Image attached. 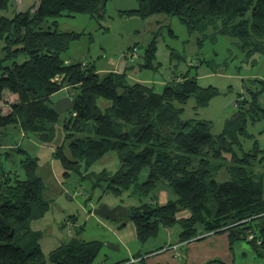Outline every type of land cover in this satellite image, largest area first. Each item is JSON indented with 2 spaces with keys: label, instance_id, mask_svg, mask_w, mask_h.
Returning a JSON list of instances; mask_svg holds the SVG:
<instances>
[{
  "label": "trees",
  "instance_id": "16d2710c",
  "mask_svg": "<svg viewBox=\"0 0 264 264\" xmlns=\"http://www.w3.org/2000/svg\"><path fill=\"white\" fill-rule=\"evenodd\" d=\"M29 10L6 17L11 0H0V146L8 128L48 141L57 126L68 141L54 151L64 175L76 174L114 196L127 193L139 200L123 221L132 223L137 241L155 238L160 228L178 226V243L227 233L231 243L246 240L264 254V151L249 139L248 122L264 121V79H254L235 101V114L218 135L209 122L182 119V105L194 100V111L208 105L214 87H200L189 74L172 77L161 92L140 82L130 83L126 67L120 73L99 74L94 63L62 59L71 42L82 33L57 30L58 17L87 14L101 17L108 0H36ZM124 11L146 18L176 16L189 33L212 30L237 39L241 48L264 53V0H136ZM128 61L142 59V67L157 68L155 46L143 55L128 49ZM139 67V66H138ZM140 68V69H141ZM64 90L73 104L63 114L54 110V95ZM8 98V99H7ZM105 101L104 107L98 101ZM20 161L23 176L0 174V261L2 264H45L38 234L31 221L49 208L44 184L34 174L35 163ZM9 150L4 155L9 160ZM115 153L114 173L88 170L104 155ZM224 167L228 178L216 180ZM159 186L175 199L155 202ZM187 211L188 215L177 217ZM13 230V235L10 236ZM101 247L97 241L71 240L50 253L52 264H93Z\"/></svg>",
  "mask_w": 264,
  "mask_h": 264
},
{
  "label": "rangeland",
  "instance_id": "374dc122",
  "mask_svg": "<svg viewBox=\"0 0 264 264\" xmlns=\"http://www.w3.org/2000/svg\"><path fill=\"white\" fill-rule=\"evenodd\" d=\"M36 3V0H11L8 10L2 14L10 17L14 12L31 9ZM136 7V0H108L101 17L75 14L73 17L56 18L58 31L82 33L79 39L70 43L67 51L62 54V59L69 63L88 61L102 71L113 69L109 60L119 61L122 67H131L128 70V75L133 78L129 80L130 83L142 80L143 84L158 93L172 77L182 74L195 76L200 87H214L217 93L207 106L196 111L193 109L194 100L190 99L182 105L184 111L181 118L207 121L210 133L218 135L233 118L238 96L246 95V87L252 80L264 79V53L248 52L241 48L237 39L219 33L213 34L212 30L191 34L176 16L155 14L142 18L137 14L127 15L124 12ZM150 42L155 46L157 68L140 69L138 66L142 64L141 58L134 63L128 61L129 47H135L136 52L142 56L144 48ZM2 46L0 41V48ZM1 54L0 52V56ZM54 99L57 100V96ZM104 104V100L98 101L101 108ZM246 131L251 136L242 140L244 151H248L254 141L264 151V121L248 122ZM8 139L9 143L19 146L30 160L36 162L34 174L41 178L44 198L50 203L42 217L30 223V229L38 234L37 241L45 264H52L49 256L53 250L71 240L101 243L93 264H100L102 261L110 263L127 257V249L146 256V252L155 247L178 241L177 225L169 229L160 228L155 238L140 243L134 238L131 222L123 221L121 224L124 227H119V235H116L112 233L116 232L115 222L93 215L92 210L102 204L108 207L120 204L129 209L138 206L139 200L127 193L114 196L110 192H103L99 187L91 188L89 180L78 181L74 173L64 175L61 160L54 155V151L61 146L63 153H68V141L65 140L61 126L55 128L53 138L48 141H41L34 134L22 135L19 131L12 132ZM5 150L7 149H1L0 152ZM8 150L9 160L0 155V174L17 173L23 176L20 161L26 157L17 149ZM118 165L116 154L110 152L102 156L88 171L95 174L103 170L114 173ZM227 178L228 174L222 167L216 180L223 181ZM159 187L155 190L156 195L153 194L155 202L158 198L164 201L173 198L169 188ZM158 203L166 202L158 200ZM185 213L187 216L188 212L182 211L177 217H184ZM66 222L70 234L66 230ZM230 252L233 254V264H264V256L258 254L246 240L235 241ZM136 264L148 263L143 260Z\"/></svg>",
  "mask_w": 264,
  "mask_h": 264
},
{
  "label": "crops",
  "instance_id": "0c3cea01",
  "mask_svg": "<svg viewBox=\"0 0 264 264\" xmlns=\"http://www.w3.org/2000/svg\"><path fill=\"white\" fill-rule=\"evenodd\" d=\"M109 62H110L109 65H111L113 68L110 71L120 73L124 70V68H126V66L122 67L119 61L109 60ZM110 71L98 70V73L104 74ZM127 77L129 80H131L132 78L129 75ZM136 82L144 83L142 80L140 81L137 80ZM56 96L58 99L61 97H65L67 95L64 92V90H62L56 95H54L53 97H56ZM14 131H18V129L8 128L7 132L5 133V138L3 139L2 146H0V150L8 149V148L17 149L19 147L12 143H9L10 141L8 137L10 136V134H12V132L14 133ZM20 133L24 135L22 132ZM7 144H11V145L8 146ZM167 196H168V192H167ZM174 199L175 197L173 195L172 199L167 198L164 201L161 198H158L156 202L158 203V200H161V202H167V201L174 200ZM164 204L165 203H162L159 205H164ZM185 215L186 213L184 214V216ZM118 228H119L118 224L116 223V228L114 229L116 232L112 231V233L119 235ZM132 230L134 233V238H136L133 225H132ZM199 238H201V236H198L197 238L191 241L183 242V243L169 242L168 245L165 243V245L163 246L155 247L152 250L147 251L146 256H141L140 252L136 251L135 253H133L127 249L126 252L127 254L130 255V258H129V255H127V257L121 258L117 261L110 262V263H106L102 261L100 264H136L143 260H145V262H147L148 264H210L211 262L214 264H233L234 258L230 250L234 242L231 243L229 241L227 233L211 234V235L205 236L202 239H199ZM85 242H89V241H85ZM261 256H264V254Z\"/></svg>",
  "mask_w": 264,
  "mask_h": 264
},
{
  "label": "water",
  "instance_id": "95a60500",
  "mask_svg": "<svg viewBox=\"0 0 264 264\" xmlns=\"http://www.w3.org/2000/svg\"><path fill=\"white\" fill-rule=\"evenodd\" d=\"M142 66L139 65V68ZM54 110L59 116V120L61 122L64 121L63 114H66L73 109L72 101L69 97H61L55 100L53 104ZM129 213V209L118 204L113 207H108L105 204L100 205L99 207L92 210V214L103 219V220H111L115 223H118L125 215ZM1 221V216H0ZM13 235V230L10 233V236ZM0 264L2 262L0 261Z\"/></svg>",
  "mask_w": 264,
  "mask_h": 264
},
{
  "label": "built area",
  "instance_id": "2783aa9c",
  "mask_svg": "<svg viewBox=\"0 0 264 264\" xmlns=\"http://www.w3.org/2000/svg\"><path fill=\"white\" fill-rule=\"evenodd\" d=\"M65 227H66L68 234H70V229H69V225L67 224V222L65 223Z\"/></svg>",
  "mask_w": 264,
  "mask_h": 264
}]
</instances>
